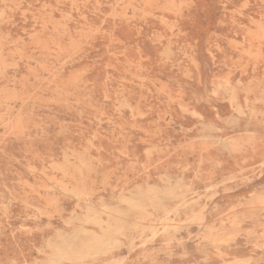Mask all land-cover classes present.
<instances>
[{
	"label": "rangeland",
	"instance_id": "rangeland-1",
	"mask_svg": "<svg viewBox=\"0 0 264 264\" xmlns=\"http://www.w3.org/2000/svg\"><path fill=\"white\" fill-rule=\"evenodd\" d=\"M0 264H264V0H0Z\"/></svg>",
	"mask_w": 264,
	"mask_h": 264
}]
</instances>
